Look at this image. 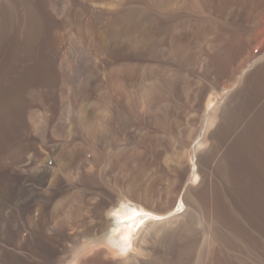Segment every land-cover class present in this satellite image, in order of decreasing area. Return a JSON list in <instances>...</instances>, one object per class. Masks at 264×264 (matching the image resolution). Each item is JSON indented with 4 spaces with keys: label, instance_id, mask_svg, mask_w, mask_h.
<instances>
[{
    "label": "rangeland",
    "instance_id": "1",
    "mask_svg": "<svg viewBox=\"0 0 264 264\" xmlns=\"http://www.w3.org/2000/svg\"><path fill=\"white\" fill-rule=\"evenodd\" d=\"M244 5L0 0V264H58L69 229L49 239L52 210L34 227L33 211L78 189L89 211L127 196L160 216L124 257L91 264H264V161L234 148L238 79L257 53L244 55Z\"/></svg>",
    "mask_w": 264,
    "mask_h": 264
},
{
    "label": "bare ground",
    "instance_id": "2",
    "mask_svg": "<svg viewBox=\"0 0 264 264\" xmlns=\"http://www.w3.org/2000/svg\"><path fill=\"white\" fill-rule=\"evenodd\" d=\"M54 2H55V0H54ZM252 65H254V64H252ZM247 70H245L243 72V74H241V76L242 75L244 76V74L246 72H248L250 69L248 71ZM241 76H240V78L243 77V76L242 77ZM113 79H112V81H114V82H112V83H113V87L114 86L116 87V89H115V91H116L118 84H117L116 77H113ZM121 87H123V85ZM119 89H118V91H119ZM121 91H122V89H121ZM221 99H224V97ZM215 106H216V104L212 103L210 108H214ZM212 110L210 112V116L208 115L207 118L205 119L204 125H203V127L201 129V133L199 135V138L197 139L196 143L194 144V146H192V149H191L192 171H191L190 179H189L188 184H187V189H189L190 187H193V185L195 186V184L197 183V181L199 179L198 157H199V153L206 148V144L204 142L206 131L214 126V121L211 120ZM114 117L117 119V113L115 114ZM62 125L63 124H61V126ZM113 129H115V128H113ZM56 130L58 131V129H56ZM91 130H92V128H91ZM52 131H55V130L53 129ZM92 131L94 132V130H92ZM113 132H114V130H113ZM90 150H91V148H90ZM93 150H94V153H96L97 161H100V162L106 161V162H109L110 164H112L111 157H109L108 154L110 153L112 156H114V153H112L110 149H107V151L103 150L102 146H100V141H98V144L95 147H93ZM120 153L121 152H118L117 155L118 156L121 155ZM48 170L49 169L45 168V169H41L38 171H33V173L36 172L37 174L41 173V174L45 175ZM37 174H36V176H37ZM19 175H21V174H19ZM101 177H99L100 180H101ZM103 177H105V176H103ZM92 183H94V182H92ZM123 190H128V189L124 188ZM119 195H120V193H119ZM72 197H74V201L77 203V205H76L75 209H73L72 211H70L68 213L67 210H68V207L70 206V205H68L69 204L68 199L72 198ZM126 197L125 196H119L117 198V196H116L115 198H117V199L114 202H111V204H108V206L102 207L100 209H96L94 211H91V210L89 211V210L85 209L88 207V205H87L88 195L82 189H78L74 193H72L68 196H64L55 204L53 201V203H51L52 204L51 207L50 206H49V208L47 207L48 208L47 211H46V206L43 205L42 208H40L41 212L39 211L36 217H35V211H33V220H31V226H33V227L36 226L38 224V221L41 222L42 219H44L46 217L47 212L49 210H52L51 216L53 217V223H52L53 227H50V229H51V231H56L55 232L56 234L51 236L49 239H52V238L55 239L58 237V235L60 233H63L64 231L69 229L68 238L66 240L61 241L60 239H57L58 242L56 244L59 245V242L61 241V244L59 246V247H61V252L59 253V256H58V259H59L58 264H91L92 262L96 263V262H99L101 260H108V259H110V260L114 259L115 260V259L124 257L126 254H128L130 252V250L136 244L137 236L146 227H148L149 224H151L150 222L152 220H156V219L160 218V216L153 214L152 212L147 210L141 204L129 201V199ZM183 198L182 197L179 198L178 207L175 209V213H177V214H180L179 212L181 211L182 202L184 200ZM93 199H95V198H91V199H89V201L93 200ZM67 202H68V204H67ZM173 213H170V215ZM170 215H168V216H170ZM183 215L185 216V214H183ZM184 216H183L182 220L185 219ZM91 228H92V232H90ZM15 261L17 264H23V262H22L23 260L21 261L20 259H17Z\"/></svg>",
    "mask_w": 264,
    "mask_h": 264
},
{
    "label": "crops",
    "instance_id": "3",
    "mask_svg": "<svg viewBox=\"0 0 264 264\" xmlns=\"http://www.w3.org/2000/svg\"><path fill=\"white\" fill-rule=\"evenodd\" d=\"M245 18L251 25V44L245 47L244 55H253L257 51L256 63L253 62L242 78L238 79V114L235 121L238 132L235 136L234 148L238 155L242 153L243 161H256L261 156L264 161V45L260 46L257 36L264 37V27L255 26L264 23V0H244ZM246 31V32H245ZM245 37L249 33L245 30ZM238 34L239 26H238ZM259 39V38H258ZM256 41V42H255ZM259 51V52H258ZM245 71V70H244ZM243 74V73H242ZM241 80V81H240Z\"/></svg>",
    "mask_w": 264,
    "mask_h": 264
}]
</instances>
